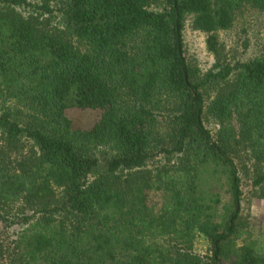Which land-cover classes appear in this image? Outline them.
Wrapping results in <instances>:
<instances>
[{"label": "trees", "instance_id": "16d2710c", "mask_svg": "<svg viewBox=\"0 0 264 264\" xmlns=\"http://www.w3.org/2000/svg\"><path fill=\"white\" fill-rule=\"evenodd\" d=\"M244 8L264 0H0V264H264V45L218 34Z\"/></svg>", "mask_w": 264, "mask_h": 264}, {"label": "rangeland", "instance_id": "374dc122", "mask_svg": "<svg viewBox=\"0 0 264 264\" xmlns=\"http://www.w3.org/2000/svg\"><path fill=\"white\" fill-rule=\"evenodd\" d=\"M183 33L188 54L196 56L203 68L210 67L215 59L207 49L206 34L194 30L190 19L187 21ZM218 34L221 41L226 44L230 55L234 54L238 58L247 60L257 55L264 45V12L244 8L237 13L233 27L227 31H219ZM67 113L77 126L84 128L91 127L100 114L97 109H81L77 106L69 108ZM248 189L245 186V191ZM218 191L224 194L226 199L224 187L219 186ZM249 210L252 213L254 232L264 231V200L253 199ZM199 247L201 248V246ZM200 250H204V248Z\"/></svg>", "mask_w": 264, "mask_h": 264}]
</instances>
